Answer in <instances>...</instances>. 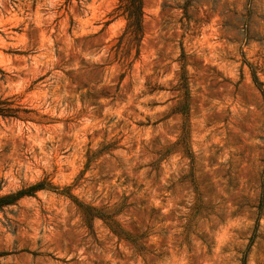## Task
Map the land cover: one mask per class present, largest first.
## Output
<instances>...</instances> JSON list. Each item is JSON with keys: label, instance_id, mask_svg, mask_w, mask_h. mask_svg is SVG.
Listing matches in <instances>:
<instances>
[{"label": "rangeland", "instance_id": "rangeland-1", "mask_svg": "<svg viewBox=\"0 0 264 264\" xmlns=\"http://www.w3.org/2000/svg\"><path fill=\"white\" fill-rule=\"evenodd\" d=\"M118 3L0 0V264H264V0Z\"/></svg>", "mask_w": 264, "mask_h": 264}, {"label": "trees", "instance_id": "trees-1", "mask_svg": "<svg viewBox=\"0 0 264 264\" xmlns=\"http://www.w3.org/2000/svg\"><path fill=\"white\" fill-rule=\"evenodd\" d=\"M119 14L125 15L127 19L126 30H129L131 33H137L141 31V23L143 16V0H119V3L116 7ZM6 104L5 100H0V105ZM0 115L1 116H11L14 115L11 112V109L8 107L0 106ZM48 186L44 182H37L31 184L25 188H20L14 192H9L0 195V209L4 206L14 204L23 195H30L36 189L43 188ZM52 187V186H49ZM1 255V253H0Z\"/></svg>", "mask_w": 264, "mask_h": 264}]
</instances>
